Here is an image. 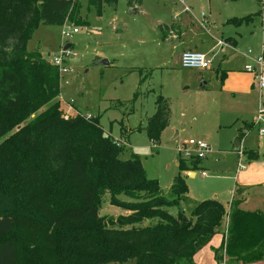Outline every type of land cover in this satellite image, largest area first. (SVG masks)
Returning <instances> with one entry per match:
<instances>
[{"label":"trees","instance_id":"16d2710c","mask_svg":"<svg viewBox=\"0 0 264 264\" xmlns=\"http://www.w3.org/2000/svg\"><path fill=\"white\" fill-rule=\"evenodd\" d=\"M116 3L87 0L98 16ZM78 13V0H0V264H194L218 234L216 257L263 260L264 215L240 209L239 188L228 211L216 199L190 200L180 176L162 190L138 155L121 158L123 143L98 117H62L57 69L27 43L39 25H85ZM155 106L145 128L153 144L170 120L160 97ZM252 127L243 124L239 139ZM105 198L122 211L116 218L100 214Z\"/></svg>","mask_w":264,"mask_h":264},{"label":"rangeland","instance_id":"374dc122","mask_svg":"<svg viewBox=\"0 0 264 264\" xmlns=\"http://www.w3.org/2000/svg\"><path fill=\"white\" fill-rule=\"evenodd\" d=\"M78 2L77 17L86 24H66L77 28V34L63 41L62 27L39 25L27 43V51L37 50L48 62L59 56L66 44L70 45V54L65 58L70 74L68 85L60 90L62 99L72 100L81 111L98 117L102 131L123 143L121 158L138 155L147 177L157 180L162 190L180 176L193 202L215 199L214 195L225 202L235 183V137L242 122L252 121L234 117H248L249 113L250 96L239 87L254 82L258 92L255 118L259 111L258 83L244 67L253 66L246 56L249 51L252 58L262 55L264 0H184V5L175 0H117L100 16L87 0ZM185 7L189 12H183ZM247 16L252 19L249 23L244 22ZM202 20L213 37H222L233 48L224 54L218 51L212 68L206 72L182 69L178 63L180 52L193 37L191 26L200 32L197 23ZM166 28L173 29L177 36L165 40ZM197 38L200 40V36ZM101 60L108 64H96ZM201 74L204 85L199 80ZM159 97L168 105L170 120L159 142L153 144L145 128ZM258 136L257 128L248 132L241 142V152H257L264 142ZM190 139L204 140L209 145V152L200 160L202 168L195 170L193 177L178 168L182 160L178 149ZM179 209L189 211L185 205ZM169 211L176 214L178 208ZM121 213L106 198L103 200L101 215L116 218Z\"/></svg>","mask_w":264,"mask_h":264},{"label":"crops","instance_id":"0c3cea01","mask_svg":"<svg viewBox=\"0 0 264 264\" xmlns=\"http://www.w3.org/2000/svg\"><path fill=\"white\" fill-rule=\"evenodd\" d=\"M203 18H205V16ZM202 22H204V20H202ZM199 23H200V21H199ZM199 23H197V24L199 25V27L202 30H200V32H196V31H194L193 27L191 26V30H189V31H191V34L193 37L188 41V44L185 47V49H183L182 53L185 51H195V52L202 53L207 57V59L210 60V62H211L210 68H212L213 62L218 57L217 56L218 51L220 53L224 54L225 53L224 51H226L227 49L224 51H221L218 48H216V40H218V38L213 37V35H211L207 31V29L206 30L203 29ZM177 29L179 30V32H181L180 30H182L181 26H179ZM166 31H167V33H166L165 40H168L171 38L173 39L175 36H177L174 34L173 29L170 30V29L166 28ZM170 36H173V37H170ZM198 36H200V40H198V38H197ZM205 36H207L208 38H205ZM219 39H222V37ZM225 41L230 43V45H232L231 42H229L227 40H225ZM182 53L180 52V54H182ZM179 59H180V55L178 58V63H179ZM252 59H254V58H252ZM186 70H189V69H186ZM206 71H208V70H206ZM201 79H202V85H204L202 74L200 75L199 80H201ZM239 89L241 91H244L243 94L250 96V99L248 101L249 102V110H248L249 113H248V117H247V115L243 116L241 114H237L234 117L238 116L241 119L244 118L245 120H248L250 118V120H252L250 122H247V121L242 122V126L239 128V130H240L243 127V124H245V123L246 124H253V122H254L255 114H256V110H257V104H258V97H257L258 92L256 93V87L254 85V82L249 83V85L246 86L245 88L239 87ZM230 117L231 116L227 117V121L230 120ZM253 129H255V127H252V129L250 131H252ZM239 130H238V132H239ZM238 132H237V135L235 137V142L237 140H239L240 144H239L238 151L239 150L241 151L242 150L241 149V142L246 137V135L244 136L243 139L240 140L238 137ZM259 138H260V140L264 139V137H259ZM234 152H237V151H235V147H234ZM229 156L233 157V155H231V154H229ZM243 160H246L245 162H247L246 167H245V165H243ZM241 161H242V165L244 168L242 170H239L237 165H236V172H235V176L233 179L235 181V183H234V187L232 189V192L229 194V198L223 203L218 200L217 195H214V198L216 200H218L220 203H222L223 205L225 204L224 207L228 211L229 204H230L234 189H235V187H237L242 191V203L240 205V209L243 211H246V212L259 211L264 215V142L258 148V151L255 153L250 152L247 154V153H245V151H242ZM237 164H238V160H237ZM188 166H189L188 176H190V177L194 176L195 170H197L198 168H202L201 162H199L197 167L193 168V169L190 166V164H188ZM201 172H204V171H201ZM257 189H259V190H257ZM221 244H222V236L220 234L214 236L213 239L211 240V242L194 256V258H193L194 264H242V263H239V262L234 261V260H228L223 254H222V256L216 257L215 256V250L219 249L221 247ZM247 264H264V259L261 261H258V262L247 263Z\"/></svg>","mask_w":264,"mask_h":264},{"label":"built area","instance_id":"2783aa9c","mask_svg":"<svg viewBox=\"0 0 264 264\" xmlns=\"http://www.w3.org/2000/svg\"><path fill=\"white\" fill-rule=\"evenodd\" d=\"M178 4L184 5V0H175ZM183 12H189L188 8H184ZM203 18L204 15L201 14ZM200 26L206 30V24L204 22L199 23ZM78 33L77 28H71L70 26H66V24L62 27L61 31V39L63 41L70 39L74 34ZM216 48L221 51L226 49H232L233 46L225 40L218 39L216 40ZM251 51H249L246 56L249 58L253 66L247 65L244 67V71L248 74L254 76L258 83V88L260 92L259 99V111L254 119L253 126L257 128L259 137H264V100H263V91H264V55L252 59ZM70 54L69 51H63L61 49L59 56H55L50 61V64L57 69L59 76V89L62 90V85H68V75L70 74L69 66L65 62L66 56ZM180 67L183 69L196 70L199 72L206 71L210 68L211 62L207 57L199 52L195 51H185L180 55L179 59ZM61 93V92H60ZM59 93L56 98L57 103L60 105L62 110V117L64 119H68L71 116L79 117L85 121H91L95 118L94 115L83 112L77 108L72 100L64 101L61 94ZM209 152V145L204 140H194L190 139L187 144L183 145L178 149V154L180 155L182 160L194 161V160H202L206 154ZM238 155V164L237 167L239 170H242L244 167L242 165L241 157L242 152L239 150L236 152ZM202 176H205V173H201Z\"/></svg>","mask_w":264,"mask_h":264},{"label":"water","instance_id":"95a60500","mask_svg":"<svg viewBox=\"0 0 264 264\" xmlns=\"http://www.w3.org/2000/svg\"><path fill=\"white\" fill-rule=\"evenodd\" d=\"M70 48V45L69 44H66L64 47H63V51H67L68 49ZM96 64H98V65H107L108 64V62L107 61H105V60H101V61H98ZM19 129V128H18ZM239 140H237L236 142H235V151H238V149H239Z\"/></svg>","mask_w":264,"mask_h":264}]
</instances>
